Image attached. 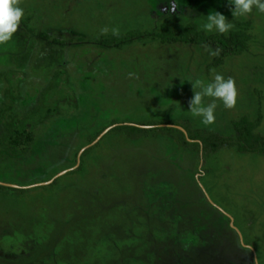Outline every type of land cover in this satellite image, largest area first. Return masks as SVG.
Segmentation results:
<instances>
[{
	"label": "rangeland",
	"instance_id": "1",
	"mask_svg": "<svg viewBox=\"0 0 264 264\" xmlns=\"http://www.w3.org/2000/svg\"><path fill=\"white\" fill-rule=\"evenodd\" d=\"M19 6V29L0 45V185L27 191L0 190V264H264V154L204 157L161 133H107L79 157L119 123L183 120L231 136L247 118L264 134V13L234 17L229 0ZM215 11L249 36L245 53L161 41L165 21L203 29ZM130 32L145 37L98 42ZM217 74L235 81L237 104L217 101L204 125L189 112L190 81Z\"/></svg>",
	"mask_w": 264,
	"mask_h": 264
},
{
	"label": "trees",
	"instance_id": "2",
	"mask_svg": "<svg viewBox=\"0 0 264 264\" xmlns=\"http://www.w3.org/2000/svg\"><path fill=\"white\" fill-rule=\"evenodd\" d=\"M176 22L177 20L172 18L161 24L159 36L162 42L185 43L200 46L210 45L219 48L221 50V56L223 57L240 55L248 50L249 36L242 31H232L228 34H221L218 32L208 33L200 29L197 23H189L180 31L175 27ZM40 36L45 40L49 38V36L44 33ZM143 37H145L143 33L130 32L125 36L113 37L111 40L107 38L98 42L100 45L106 47H122L136 39H142ZM119 124L120 125L111 129L109 133L124 134L131 140H137L159 133L165 134L169 136L178 147L194 149L197 153H199L202 148L204 157L218 153L219 150L226 147H236L242 153L264 154V134L256 132L258 126L257 121L253 122L247 118H241L236 122L235 134L231 136L205 128H198L192 123L183 120L172 122L171 124L183 126L187 130L188 136L177 127H161L159 126L162 124L160 122H150L148 125H143L150 126V128H141L123 123ZM188 138L192 141H189ZM14 142L18 145L21 144L23 142L22 135H18ZM1 189H11L18 192L27 191L25 189L8 188L3 185H0V190Z\"/></svg>",
	"mask_w": 264,
	"mask_h": 264
},
{
	"label": "clouds",
	"instance_id": "3",
	"mask_svg": "<svg viewBox=\"0 0 264 264\" xmlns=\"http://www.w3.org/2000/svg\"><path fill=\"white\" fill-rule=\"evenodd\" d=\"M229 2L235 6L232 9L234 17L247 16L252 13L253 8L259 13H264V0H229ZM23 16L24 10L19 6V0H0V45L12 40ZM232 28L234 24L225 15L216 11L207 15V23L203 25L205 31H216L221 34H227ZM190 82L193 84L194 96L189 102V112L204 125L215 123L217 101L222 102L228 109L237 104L236 83L230 77L225 79L223 75L217 74L211 82L205 83L199 79Z\"/></svg>",
	"mask_w": 264,
	"mask_h": 264
},
{
	"label": "water",
	"instance_id": "4",
	"mask_svg": "<svg viewBox=\"0 0 264 264\" xmlns=\"http://www.w3.org/2000/svg\"><path fill=\"white\" fill-rule=\"evenodd\" d=\"M118 125H120V124H115V125H112V126H110V127H108L92 144H90V145H88V146H86V147H84L82 150H81V152H80V154H79V157H81L82 156V154L84 153V151H86L88 148H90V147H92L93 145H95V144H97L107 133H109V131L111 130V129H113L114 127H116V126H118ZM141 127H144V128H150V126H141ZM178 128L179 129H181L182 131H184L186 134H187V131L184 129V128H182V127H179L178 126ZM76 168H78V165H76L74 168H71V169H68V170H65V171H63V172H61V173H59V174H57L51 181H49V182H47V183H45V184H51V183H53L57 178H59V177H61L62 175H64V174H66L67 172H69V171H71V170H74V169H76Z\"/></svg>",
	"mask_w": 264,
	"mask_h": 264
}]
</instances>
